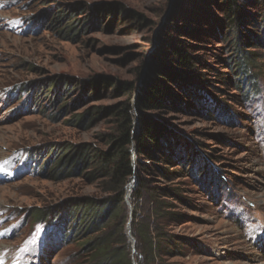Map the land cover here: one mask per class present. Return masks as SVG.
<instances>
[{
	"label": "rangeland",
	"instance_id": "obj_1",
	"mask_svg": "<svg viewBox=\"0 0 264 264\" xmlns=\"http://www.w3.org/2000/svg\"><path fill=\"white\" fill-rule=\"evenodd\" d=\"M214 1L0 0V264H89L88 238L48 242L32 219L64 212L76 221L66 231L79 232L103 211L93 162L110 147L114 124L101 113L134 103L137 90L116 96L115 87L94 92L87 83L138 89L166 35L193 46L200 64L170 84L182 103L151 113L176 158L151 165L175 175L138 173L142 199L125 197L128 224L136 216L162 235L154 260L141 264H264V19L227 29ZM253 38L261 43L251 47ZM238 43L255 55L253 97L234 87L244 74ZM209 177L222 180L221 190L205 188ZM80 199L90 206H72ZM134 231L124 233L137 261Z\"/></svg>",
	"mask_w": 264,
	"mask_h": 264
},
{
	"label": "trees",
	"instance_id": "obj_2",
	"mask_svg": "<svg viewBox=\"0 0 264 264\" xmlns=\"http://www.w3.org/2000/svg\"><path fill=\"white\" fill-rule=\"evenodd\" d=\"M214 2L223 16V22L227 29L240 32V29L246 25L247 18H252L254 24H257L256 19H264V0H215ZM246 8L258 9V13H248ZM101 10H106V8ZM191 36L194 37L195 35L191 34ZM166 38H168L167 47L160 50L153 58V65L150 67L146 80L142 81L141 74L138 75V81H140L138 89L134 84L118 83L108 78H100L87 83L88 87H93L94 92H98L102 87L108 92V88L115 87L116 96H129L137 90L134 103L129 100L122 101L111 108L103 109L101 113L105 116H111L114 124V131L108 135L110 147L106 151L98 152L94 157L95 162H93L94 172L101 180L102 192L105 195L102 200L103 211L97 214V218L79 232L76 230L74 232V228L69 232L66 231L65 225L70 224L68 221L71 222L72 219H64L65 217H62L64 212H52L50 210L46 215H36L32 219L34 224L43 227L48 242L57 240L60 243H68L69 238L74 233L77 237L88 238L89 244H86L87 249L84 250L86 251L85 254L87 253L85 256L88 258L89 264H133V262L141 264L147 259L154 260L153 256L155 257L157 250H160L156 239H160L162 235L155 230V233L152 231L154 234L152 236L149 225L144 224V221L139 223L135 216L136 223L132 219L130 225L131 228L132 225L135 226L134 235L142 242V245L140 254L136 255L137 261H134L130 244L124 232L129 221L125 197L127 187L132 179L134 182L130 196L134 200H141V194L146 185L145 181L139 180L138 173L139 176H149L155 168L160 170L161 175H175L165 172L164 169L154 167V164L151 165L153 162H164V164L171 166L172 161L176 160L170 154L169 131L151 113L170 110L181 104V97L170 84L178 85L183 81L181 70L191 71L200 64L197 57L192 54L193 46L186 44L177 37L172 39L166 35ZM253 39L255 43H250L251 47L260 42L259 38ZM245 50L243 45L239 43L235 45L234 54L238 64L242 66L241 69H243L244 74H241L240 82L234 84V87L247 97H253L258 91L255 87L252 67L249 64L255 62V55L248 54ZM238 75H240L239 72H237ZM134 159L140 162L137 164L138 167L135 166ZM199 159L202 160V157ZM142 160H147L149 163H144ZM28 162L33 164L35 168L37 167V163L31 154H28ZM85 162L82 161L71 169L76 170ZM216 178L209 177L204 183L205 188L221 190L222 180L219 177ZM169 193L173 194L172 192ZM173 196L176 195L173 194ZM79 202L77 204L76 201H72L71 204L81 207L83 202L84 204L87 202V199H80ZM87 206L84 205V207ZM71 223L76 225V221Z\"/></svg>",
	"mask_w": 264,
	"mask_h": 264
},
{
	"label": "water",
	"instance_id": "obj_3",
	"mask_svg": "<svg viewBox=\"0 0 264 264\" xmlns=\"http://www.w3.org/2000/svg\"><path fill=\"white\" fill-rule=\"evenodd\" d=\"M150 72V67H148L147 72L145 75L142 76V81L146 80V78L148 77V73ZM134 182V179H132L131 183L128 185L127 187V197L130 195V190L132 188V183ZM127 229H130V225L128 224ZM133 264H136L135 262H133Z\"/></svg>",
	"mask_w": 264,
	"mask_h": 264
}]
</instances>
